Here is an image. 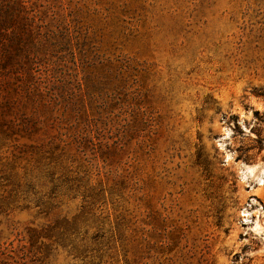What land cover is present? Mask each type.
Masks as SVG:
<instances>
[{
    "label": "rangeland",
    "instance_id": "rangeland-1",
    "mask_svg": "<svg viewBox=\"0 0 264 264\" xmlns=\"http://www.w3.org/2000/svg\"><path fill=\"white\" fill-rule=\"evenodd\" d=\"M233 101L264 123V0H0V264H264V129L192 133Z\"/></svg>",
    "mask_w": 264,
    "mask_h": 264
},
{
    "label": "clouds",
    "instance_id": "clouds-1",
    "mask_svg": "<svg viewBox=\"0 0 264 264\" xmlns=\"http://www.w3.org/2000/svg\"><path fill=\"white\" fill-rule=\"evenodd\" d=\"M236 105L231 114H238L239 127L243 130L242 135H234L233 126L227 120L223 118L224 115L217 114L214 109L207 111V123L204 127H193L192 133L195 137L199 132L202 136L214 137L219 135L220 139H211L210 143L217 145L219 151L223 153V159L228 163H231L237 156L235 149L238 146H246L248 140L254 139L252 129L259 126L260 129H264V123H259L253 117L252 111H245L243 107L239 105L238 101H233ZM256 108L264 111V106L257 104ZM229 114V116L231 115ZM245 121H249L248 126H245ZM211 129V132H209ZM229 147L231 150H229ZM224 166H227L224 165ZM243 169V170H240ZM237 176L240 184H246L251 182L254 185H259L261 189H264V161L257 162L254 165H240L237 168ZM257 195L260 194V189H257ZM255 206V207H253ZM239 216L245 218V222L248 221L249 216L258 217L264 219V205H259L255 199H252L247 204V209L239 212ZM251 226L247 229V232L253 234L252 239L259 240L264 245V223L260 219L250 222ZM245 229L240 227L237 222L231 235L224 241V247L234 248L236 251H240L241 247L249 243V240H239L237 238L239 232H244ZM219 247V246H218ZM251 255V253H249ZM218 264H232V258L223 255L218 256ZM241 264L246 262L241 258Z\"/></svg>",
    "mask_w": 264,
    "mask_h": 264
},
{
    "label": "trees",
    "instance_id": "trees-1",
    "mask_svg": "<svg viewBox=\"0 0 264 264\" xmlns=\"http://www.w3.org/2000/svg\"><path fill=\"white\" fill-rule=\"evenodd\" d=\"M7 9V8H6Z\"/></svg>",
    "mask_w": 264,
    "mask_h": 264
}]
</instances>
